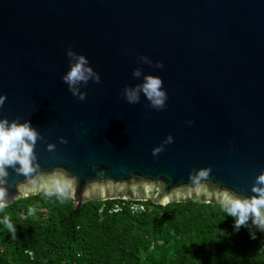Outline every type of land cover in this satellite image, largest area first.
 I'll use <instances>...</instances> for the list:
<instances>
[{
  "label": "water",
  "instance_id": "water-1",
  "mask_svg": "<svg viewBox=\"0 0 264 264\" xmlns=\"http://www.w3.org/2000/svg\"><path fill=\"white\" fill-rule=\"evenodd\" d=\"M68 48L101 77L77 85L84 100L63 81L76 62ZM148 75L164 81L162 110L143 93L124 98ZM5 94L0 118L40 133L34 172L17 165L0 178L8 205L43 193L23 186L49 175L74 178L75 210L115 199L218 204L224 189L252 198L264 174V0H0ZM205 168L213 196L197 199L193 178Z\"/></svg>",
  "mask_w": 264,
  "mask_h": 264
},
{
  "label": "trees",
  "instance_id": "trees-1",
  "mask_svg": "<svg viewBox=\"0 0 264 264\" xmlns=\"http://www.w3.org/2000/svg\"><path fill=\"white\" fill-rule=\"evenodd\" d=\"M119 200L77 210L43 193L14 201L0 211L16 226L14 237L0 223V264H264V233L251 221L237 232L219 204L143 201L140 213L109 212Z\"/></svg>",
  "mask_w": 264,
  "mask_h": 264
},
{
  "label": "clouds",
  "instance_id": "clouds-1",
  "mask_svg": "<svg viewBox=\"0 0 264 264\" xmlns=\"http://www.w3.org/2000/svg\"><path fill=\"white\" fill-rule=\"evenodd\" d=\"M69 57H76V62L72 64L69 71L63 76V81L68 85L69 91L74 96H78L80 100L86 98V93H81L77 85L87 84L90 79H95L98 83L101 79L100 74L96 72L90 65L85 55H79L71 48L67 49ZM144 62H151L149 57H141ZM157 68H163L164 65L160 61L154 64ZM142 70L137 68L133 70V75L139 77ZM162 77L157 75H148L144 78V82L135 87H125L123 90L124 98L131 104L138 103L141 93L147 98L151 106L157 110L166 108L168 99L167 90L164 88ZM6 94L0 95V108L3 107ZM187 123L191 124L192 121ZM40 138V133L33 127L31 121L20 118L9 120L7 117L0 118V178L6 177L9 167L19 166L18 170L24 175H30L34 172L33 161L35 160V145ZM174 137L170 134L165 143L170 144ZM51 148L52 145H49ZM163 145L153 150V155H158L163 151ZM211 169L205 168L198 172L193 178L194 192L196 198L208 196L211 198L213 194L208 193L202 181L209 176ZM40 183L32 180L28 185L23 186L25 194L43 192L47 197H56L61 201L69 199L74 191L75 180L67 175H49L41 177ZM3 180L0 179V184ZM252 191L256 194L252 198L241 197L238 194L224 189L215 194L216 203L220 205L226 216L235 218V230L238 232L241 226L248 225L249 221L261 232H264V174L256 178ZM6 199V189L0 187V211L8 205ZM167 203V200L164 201ZM29 215L36 212L35 208H29ZM0 223H3L8 231L15 237L16 226L12 222L10 216L5 215ZM251 238L256 239V233L251 232Z\"/></svg>",
  "mask_w": 264,
  "mask_h": 264
},
{
  "label": "built area",
  "instance_id": "built-area-1",
  "mask_svg": "<svg viewBox=\"0 0 264 264\" xmlns=\"http://www.w3.org/2000/svg\"><path fill=\"white\" fill-rule=\"evenodd\" d=\"M123 209H128L131 213H140L146 211L148 207L143 201L131 200H119L108 206V211L111 213L121 212Z\"/></svg>",
  "mask_w": 264,
  "mask_h": 264
}]
</instances>
